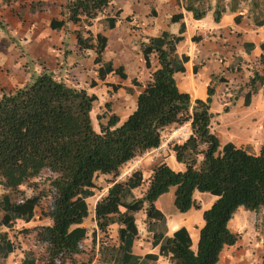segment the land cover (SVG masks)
<instances>
[{"label":"trees","instance_id":"1","mask_svg":"<svg viewBox=\"0 0 264 264\" xmlns=\"http://www.w3.org/2000/svg\"><path fill=\"white\" fill-rule=\"evenodd\" d=\"M243 1L229 0L223 5L217 0L212 9L214 20L219 21L226 6L234 12ZM257 1L249 0L250 10H259ZM110 2L70 1L66 5L68 19L78 22L84 18L89 25ZM182 2L196 20L211 11L202 0ZM180 19L181 15L172 17L175 22ZM110 21V26L114 25L116 18ZM184 30L181 25L178 36L162 32L142 44L146 68H150L152 54L159 68L150 74L136 98L134 111L122 123L118 116L102 113L95 128L91 111L97 96L69 85L48 69L30 74L28 81L12 92H2L0 186L8 193L0 199V226L13 228L19 221L28 223L36 207L51 222L33 229L34 244L25 250L21 264H140V258L132 254L138 235L134 215L139 212L144 214L146 227L152 233V246H159V254L167 257L169 264H217L223 248L238 241L239 236L228 229L235 211L243 207L257 212L264 206V143L257 155L228 144L220 147L210 130L213 90L208 89L205 102L192 103L189 95L177 87L174 74L183 67L175 46L182 40ZM76 38L81 50L95 47L94 63H102L105 42L101 36H96V46L91 35L83 38L79 31ZM102 66L104 69L98 70L101 80L113 70L110 62ZM118 88L111 86L113 91ZM187 123L189 137L169 147L184 171L176 172L160 164L151 168L148 178L137 170L126 181H117L123 166L162 145L164 129ZM100 175L107 176L105 183L112 185L94 207V222L100 235L119 225L117 245L103 238L97 240L96 230L88 235L86 228L79 227L89 216L85 200L93 197L94 180ZM145 183L146 191L135 198L133 190ZM173 187V205L179 213L199 209L193 199L195 191L217 197L203 212L204 226L195 252L185 228L171 237L164 236L165 217L155 203ZM13 248L7 235L0 234V258L8 257ZM144 259L151 261L156 256Z\"/></svg>","mask_w":264,"mask_h":264},{"label":"crops","instance_id":"2","mask_svg":"<svg viewBox=\"0 0 264 264\" xmlns=\"http://www.w3.org/2000/svg\"><path fill=\"white\" fill-rule=\"evenodd\" d=\"M70 1L73 0H0V27L4 32L1 36L8 34L4 28L12 36V45L5 39L3 42L0 40L1 93L24 85L30 75L28 66L38 61L41 71L48 69L56 74L65 68L62 63L68 64L69 75L74 80L92 73L97 78L95 88L87 89L88 83H77L88 94L97 95L99 90L114 94L112 96L116 99L137 98L150 74L159 68L155 54L150 56V68H146L142 60V44H147L149 39L162 32L178 36L183 25L182 40L175 46L177 60L183 67L181 72L174 74L179 91L188 94L193 103L196 100L205 102L209 96L208 89H212L210 130L220 147L228 144L249 154L260 152L264 143V9L253 11L243 7L232 12L226 6L219 21L213 18L214 10L196 20L182 0H111L108 8L87 25L84 18L78 22L68 19L66 5ZM175 15H181L178 22L172 20ZM113 18L116 21L110 26ZM79 31L83 38L91 35L94 46L97 45L96 36L103 38L102 63H94L97 57L95 47L81 50L76 38ZM23 40L25 53L19 54L16 50L21 48ZM107 62L111 63L113 70L101 80L98 70H103L102 64ZM112 85L118 86V90L113 91ZM184 130V140L175 143H182L189 137V123ZM168 144L166 142L147 152L155 155L150 168L166 164L176 172L184 171V166L175 162L174 152ZM101 177L104 185L99 184L102 187L99 189L94 183L93 197L85 200L89 216L79 226L86 228L88 235L96 230L97 240L99 234L94 222V207L112 185L105 183L107 176ZM142 187L133 190L135 198L142 197L147 183ZM7 193L0 186V199ZM174 193L175 188H170L155 203L165 217L164 236L171 237L180 228H185L191 249L195 252L200 229L204 226L203 212L211 208L217 197L195 191L193 199L199 205L198 210L191 208L179 213L175 209L176 212L168 216L166 210L173 205ZM134 216L138 235L133 242L132 254L140 258V264H169L168 258L159 254V246H152V233L146 227L144 214L139 212ZM19 222L13 228L0 226V234H6L14 244L13 252L6 258H0V264H21L25 250L34 244L33 229L51 224L48 218L41 216L37 207L31 221ZM119 228V225L111 228L110 245H117ZM228 229L239 238L235 245L223 248L217 264H264V206L257 212L239 207L229 221ZM86 241L90 242V239ZM148 255L156 256V259L145 260Z\"/></svg>","mask_w":264,"mask_h":264},{"label":"rangeland","instance_id":"3","mask_svg":"<svg viewBox=\"0 0 264 264\" xmlns=\"http://www.w3.org/2000/svg\"><path fill=\"white\" fill-rule=\"evenodd\" d=\"M197 1V0H196ZM229 0H220V2L223 3V5H225L226 3H228ZM217 0H202V3L204 4L205 7H207L208 5L210 6V9H214L215 8V4H216ZM259 3V9H264V0H258L257 1ZM249 5H251V3L249 2V0H245L243 2H240L239 3V8H243V7H248ZM0 40L1 42H3V39L6 40L7 43H10V45H12V41H11V35H9V32H7L4 28V31L7 34V36H1L2 35V32H3V28L0 27ZM173 29V28H172ZM4 33V32H3ZM129 39V37L127 38ZM21 48L19 49V47L17 48L16 52H19V54H24L25 53V47H24V40L22 41L21 43ZM16 47V46H15ZM27 51V50H26ZM110 53V52H109ZM27 54V52H26ZM142 60L144 62V65H145V60H144V54L142 52ZM62 65L65 67L63 69H61L59 71V73H57L61 78H63L69 85H72L74 87H77L79 89H83L81 87H79L77 85V83H88L87 84V89L90 88H95L96 85H97V82H96V79L97 78H94V75L91 73V74H85L86 78H83V79H80V78H77V79H73L72 76L69 75V65L68 64H63ZM41 64L38 62V61H35L33 63H31L28 68H27V72L28 74H39L41 72ZM99 78V77H98ZM89 79L91 81H89ZM86 81V82H84ZM89 81V82H87ZM94 83V84H93ZM93 84V85H92ZM95 86V87H94ZM14 89H10L9 92H6V93H10L12 92ZM86 90V89H84ZM2 93L0 92V95ZM97 95V101L94 103L93 105V109L91 111V118H92V123L94 125L95 128H97V117L99 115H101L102 113H105L106 115H118L119 118H121V122L122 123L123 121L126 120V118L134 111L135 109V106H136V97H131V96H128L125 98V100L123 99H120V98H117L116 99V96H112L114 94H107L106 92H102V91H99L96 93ZM129 111V112H128ZM126 112H128L127 114H125ZM126 115L123 117V115ZM186 125V124H185ZM185 125L183 126H170L166 129L163 130L162 132V145H164L166 142H168V147H171L170 144H173L177 141H182L184 140L185 138V130H184V127ZM96 130V129H95ZM167 146V144H166ZM154 157L155 155H151V154H147L145 153L144 155L134 159L133 161H131L130 163L126 164L125 166L122 167L121 169V172H120V175L119 177L117 178V181H126L127 178L134 172V171H137L139 170L142 175H143V178H146L148 177L149 175V172H150V167L152 165V163L154 162ZM176 162V161H175ZM100 178H102L101 176L97 177L95 180H94V183H95V186L99 189H101L99 187V184L100 185H104V182L103 180L101 179L100 181ZM106 182V181H105ZM140 189H143V187H140ZM136 192V191H135ZM137 194H140L139 192H137ZM173 212H176L175 210V207L174 205H171V208L167 209L166 210V214L168 216H170ZM112 235V232H111V228H109V230L105 233V234H99V238L100 239H104V241L107 243V241L109 242L110 241V236ZM107 239V240H105ZM110 243V242H109ZM38 253L41 252V250L38 248L37 249Z\"/></svg>","mask_w":264,"mask_h":264}]
</instances>
